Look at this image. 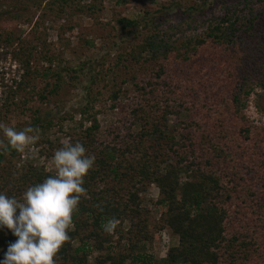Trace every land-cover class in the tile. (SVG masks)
<instances>
[{
	"label": "trees",
	"instance_id": "trees-1",
	"mask_svg": "<svg viewBox=\"0 0 264 264\" xmlns=\"http://www.w3.org/2000/svg\"><path fill=\"white\" fill-rule=\"evenodd\" d=\"M86 1L0 0L12 19L34 23L30 41L0 29V41L15 46L23 68L4 114L18 108L30 119L28 126L39 129L40 141L48 142L45 135L54 126L42 105L59 106L56 98L64 97L60 91L66 74L77 80L81 70L65 73L61 67L34 65L46 21H64L75 30L88 19L93 25L89 34L107 50L117 49L114 57L108 51L90 75L89 106L100 92L95 88L103 86L115 108L126 96L125 84L135 89L124 112L130 125L123 135L111 130V139L100 138L96 116L88 117L91 126L83 128L81 121L69 132L68 143L80 142L95 156V164L85 177L86 193L56 264H157L142 247L167 229L179 243L169 249L164 264H264V124L247 113L252 97L264 92V0H215L213 11L219 13L203 19L202 30L192 35L148 12L134 20L115 11L114 19L104 22V0ZM186 9L180 13L186 15ZM189 12L193 24L205 17L203 11L198 18ZM83 44L94 41L83 38ZM41 58L53 61L46 53ZM88 105L80 111L83 119L90 115ZM171 114L177 118L172 126ZM2 141L6 143L4 137ZM20 155L0 148V191L17 197L52 175L20 164ZM150 186L159 193L161 221L141 197ZM112 217L129 221L126 244L132 254L117 253L109 245L107 255L91 262L90 256L109 241L101 226ZM16 239L7 228L0 230V259Z\"/></svg>",
	"mask_w": 264,
	"mask_h": 264
},
{
	"label": "rangeland",
	"instance_id": "rangeland-1",
	"mask_svg": "<svg viewBox=\"0 0 264 264\" xmlns=\"http://www.w3.org/2000/svg\"><path fill=\"white\" fill-rule=\"evenodd\" d=\"M237 0H230V2ZM94 0H87L86 3L90 4ZM104 22H110L114 19L115 11H121L122 14L130 19L142 20L145 17V12L149 13L152 18L163 17L167 25L180 24V32L183 35H192L201 31L203 19L208 20L211 18L213 12L219 13V9L213 8L217 5L215 0H133L130 3L123 4L118 0H104ZM187 6H193V9L189 12L186 9ZM220 8V6H219ZM180 9L187 11L192 15L193 18L201 16V11L205 13V17L201 20L190 22L187 14L180 13ZM0 29L2 30H13L18 34H21L25 40H31V30L33 24H23L18 20L11 18V12H8V8H0ZM36 12V8L32 9ZM28 12H25V14ZM37 19V18H36ZM188 23H192L188 26ZM45 27L47 30L42 31V43L37 44V59L33 61L34 65L38 68L44 69L52 67L56 69L61 67L67 73L68 70L77 68L80 72L78 73V79H71L69 74L65 76V85L60 91L62 97H57V101L60 102L59 106L53 105L46 106L42 105L44 111L48 113L47 119L52 120L54 126L45 135L48 142L40 141L41 136L33 142V144L26 147L25 151L20 155V164L30 163L36 168L43 169L44 172L54 174V167L52 166V156L54 151L57 150L62 144L68 143L70 140L69 132L75 128H78L79 123L83 121V128L91 126V122L88 117L96 116L100 123L99 130L95 133L100 138L111 139L113 131L115 133L120 131L123 135L122 130L130 125V118L124 113L127 110L128 104L131 103V94L134 93V88L131 87L130 83L125 84L123 87L126 92V96L122 97L118 104L119 107H113L112 99L109 98L105 88L103 86L95 88L94 90H100L98 97L94 102L93 107L88 105V90L91 88L90 75L94 69H99V63L103 61L109 52H113L114 57L117 49L112 47V51L107 50L106 46L102 45V40L95 37L92 28L93 25L90 20L85 19L82 27L75 30H69L68 25L64 21H46ZM43 28V27H42ZM198 30H195L197 29ZM83 38L89 41H94L92 46L84 45ZM37 43V42H35ZM84 45V46H83ZM15 46H9L8 44L0 41V110L3 114H0V123H3L11 127H22L28 126L30 119L26 114H22L18 111V108H13V113L10 116L4 114V107L6 106L9 98L12 96V88L17 85L20 76L23 73L19 60L14 55ZM109 51V52H108ZM48 55V58H52L50 62L48 59L41 58L44 54ZM64 73V74H65ZM39 87L42 86V82L39 80ZM264 92H257L252 97L250 107L248 108V115L258 124H264ZM135 94V93H134ZM34 105H39L38 100H35ZM89 106V113L86 118L80 114L82 108ZM128 105V106H127ZM43 113V114H46ZM183 118H185L183 116ZM88 119V120H87ZM176 115L171 114L169 116L170 126L176 121ZM79 129L78 131H80ZM113 130V131H111ZM135 130H138L137 128ZM111 134H108V133ZM2 135L0 134V141H2ZM54 147V149H52ZM48 153H51L50 155ZM144 205L147 206L156 217L157 220H162V211L156 205V201L159 198L158 190L155 186H150L145 192L141 194ZM156 208V209H155ZM130 229L129 221L120 222L115 232L111 235L106 234L105 239H109L104 243L103 251L94 252L90 256V261L93 262L96 257L100 255H107V251L110 249L108 246L113 245L117 253H121L125 256L132 254L131 246L129 247L126 243L129 238L128 231ZM105 233V232H104ZM179 240L168 230L162 235H158L155 239L142 247V251H149L150 254L155 256L157 264H164V260L167 258L169 249L178 246ZM79 243L74 242L73 246L77 247ZM138 250L134 251L137 252Z\"/></svg>",
	"mask_w": 264,
	"mask_h": 264
},
{
	"label": "clouds",
	"instance_id": "clouds-1",
	"mask_svg": "<svg viewBox=\"0 0 264 264\" xmlns=\"http://www.w3.org/2000/svg\"><path fill=\"white\" fill-rule=\"evenodd\" d=\"M6 140L0 148L22 153L37 140L39 129L31 126L17 130L0 123ZM95 156L80 143H64L54 151V174L29 185L20 194L0 191V230L7 228L17 239L10 243L0 264H56V256L73 227L81 197L86 193L84 180L94 167ZM120 220L112 217L102 224L106 234H113Z\"/></svg>",
	"mask_w": 264,
	"mask_h": 264
}]
</instances>
